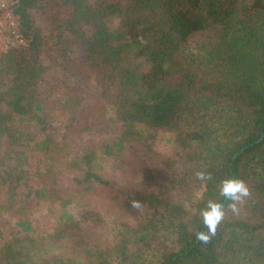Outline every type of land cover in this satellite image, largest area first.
I'll return each mask as SVG.
<instances>
[{
    "label": "trees",
    "instance_id": "trees-1",
    "mask_svg": "<svg viewBox=\"0 0 264 264\" xmlns=\"http://www.w3.org/2000/svg\"><path fill=\"white\" fill-rule=\"evenodd\" d=\"M10 1L26 44L0 55V264H133L164 223L178 236L173 247L157 242L160 264L264 262V40L253 30L264 0H63L61 17L45 0ZM45 58L71 79L57 139L37 96ZM216 110L240 122L216 128ZM33 122L40 132L30 138ZM226 125L237 132L215 155ZM161 132L171 135L168 156L155 149ZM28 138L48 153L35 174ZM198 170L213 179L198 180ZM229 176L251 196L203 244L200 209L223 199L219 181ZM99 196L106 214L94 207ZM35 200L82 216L63 214L38 235L27 218ZM135 215L113 239L97 230Z\"/></svg>",
    "mask_w": 264,
    "mask_h": 264
},
{
    "label": "rangeland",
    "instance_id": "rangeland-1",
    "mask_svg": "<svg viewBox=\"0 0 264 264\" xmlns=\"http://www.w3.org/2000/svg\"><path fill=\"white\" fill-rule=\"evenodd\" d=\"M0 2H5L8 6V8L14 12L13 6L14 3L10 0H0ZM45 6L47 7V11L51 14L61 17L64 14H66L69 11V7L66 5L64 6L63 0H45ZM37 22L41 23L43 22V18L40 16L39 18H36ZM254 32L258 34V37L262 41L264 40V18L259 20L255 26H254ZM16 31L19 32V23L16 18ZM256 41V42H257ZM264 42V41H263ZM262 44L264 45V43ZM262 44L260 46H262ZM195 48V47H193ZM192 48V49H193ZM262 49V48H261ZM260 49V50H261ZM0 52H3L0 49ZM44 63L48 66L47 71L45 72V75L42 79V82H40L37 90V96L39 99L45 100V109L47 110L48 118L47 121L51 123L49 126V129H47V133L53 138H58L62 134L60 132L62 130L63 123L60 122L59 116L64 117V114L66 113V110L64 109L66 105L67 98L70 96V86L69 83L71 82V79L68 78V76L63 71V65L61 64H53L51 65V62L48 58H45ZM220 110H216L214 121L217 123L215 126L216 128L220 126H223L224 123L228 121H233L236 123L240 122V119H237V113H234V111H224V112H218ZM231 117L234 119H231ZM216 119V120H215ZM220 130V129H219ZM237 128L234 127H226L223 129V132L219 131L216 135V138H218V149L217 145L213 146L212 152L214 154H219L220 150H222V147L229 145L231 143V140L235 137ZM40 131L36 130V125L31 123L29 127L27 128L26 135L30 138H34L37 133ZM37 139H25L24 142H27L29 144L26 149H24L26 154V159L28 163L30 164L29 171L32 174H35L36 171L39 169L40 166H43L45 163V160L48 156V153L46 152H40L35 146L34 141ZM171 135L167 133H158L154 145L155 149L162 155V156H168L172 152V144L170 143ZM230 142V143H229ZM124 163L129 166L131 165L133 161V156L127 153H123ZM134 166V165H133ZM113 168L110 167V170L112 171ZM105 172V171H104ZM108 172V169H107ZM35 183V182H34ZM103 195V193H101ZM34 207L30 208V214H28L27 218L32 220L34 223L35 230L37 231V234L44 235L48 232H51L59 218L63 214H68L77 219L81 218L82 216V210H78L73 206L64 205V204H58V205H51L49 202L44 201H34ZM95 208H100L102 213H105V208L107 206H104L103 204V198L99 196L95 202H94ZM106 214V213H105ZM104 218V217H103ZM13 221H19L18 218L14 217L12 218ZM107 221L109 222L108 225H106L103 228L97 229L100 234L105 235L109 239H113L114 234L117 231H120L122 228L121 226L126 225L129 227L132 224H135V222H139V215L133 216L131 219L122 218L121 222H116L112 218H107ZM14 224L8 225V229L13 228ZM120 229V230H119ZM5 230V231H7ZM177 231L174 227H169L168 223H164L161 227L156 230V232L153 233V236L150 237V245L147 246V248H136L134 251V262L133 264H160L161 260V252L163 250L159 249L157 242H163L168 247L175 246V240L177 238ZM164 245V246H165ZM245 259H241L242 261L236 262L235 264H254L252 262H249L250 257H244ZM264 264V262L260 263Z\"/></svg>",
    "mask_w": 264,
    "mask_h": 264
},
{
    "label": "clouds",
    "instance_id": "clouds-1",
    "mask_svg": "<svg viewBox=\"0 0 264 264\" xmlns=\"http://www.w3.org/2000/svg\"><path fill=\"white\" fill-rule=\"evenodd\" d=\"M195 176L202 182L213 179L212 174L204 170H198ZM218 195L223 199H208L199 212L201 223L206 231L197 229L195 239L203 244L209 243L216 236L217 229L224 221L227 211L233 215H239L241 206L251 196V191L243 179L229 176L219 181ZM131 203L134 208L140 209L139 201L133 200Z\"/></svg>",
    "mask_w": 264,
    "mask_h": 264
},
{
    "label": "built area",
    "instance_id": "built-area-1",
    "mask_svg": "<svg viewBox=\"0 0 264 264\" xmlns=\"http://www.w3.org/2000/svg\"><path fill=\"white\" fill-rule=\"evenodd\" d=\"M26 41L16 31V16L5 2H0V55L10 47L25 45Z\"/></svg>",
    "mask_w": 264,
    "mask_h": 264
}]
</instances>
